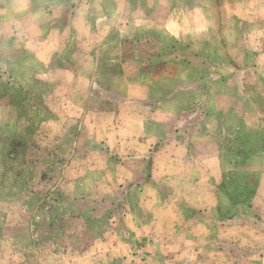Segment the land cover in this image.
<instances>
[{
  "label": "rangeland",
  "instance_id": "1",
  "mask_svg": "<svg viewBox=\"0 0 264 264\" xmlns=\"http://www.w3.org/2000/svg\"><path fill=\"white\" fill-rule=\"evenodd\" d=\"M259 4L0 0V264H160L167 251L208 243L199 233L215 226L196 223L182 226L197 240L166 242L172 212L142 227L163 235L159 244L128 227L148 221L140 206L152 205L150 190L126 195L152 178L157 146L146 138L174 128L206 130L201 155L222 159L207 162L201 197L193 187L182 197L201 208L184 219L235 220L224 232L232 264H264Z\"/></svg>",
  "mask_w": 264,
  "mask_h": 264
},
{
  "label": "crops",
  "instance_id": "2",
  "mask_svg": "<svg viewBox=\"0 0 264 264\" xmlns=\"http://www.w3.org/2000/svg\"><path fill=\"white\" fill-rule=\"evenodd\" d=\"M258 1L260 3L259 6H264V0ZM202 7L203 6L201 4L200 9ZM178 129L179 128L173 129L171 137L169 139L146 138V143L157 146L156 149H153V152L151 153L153 161L152 178L146 185H144L143 183H146L147 181H144L142 179L139 182L137 181L134 185L128 184V186H132V188L126 191V195H128V193H130L133 189L136 195L147 198L144 193L150 190L152 198H148L150 199V201L148 202L152 203V205H146V207L140 206V209L142 210L141 215L142 213H149L147 216L148 221H144L141 217H139V219H137L136 217H130L132 220L130 219L128 227L135 233L138 239L143 240L147 238L150 240H154L155 243H158V241L160 242V240H164L163 235H166V242H169L170 240L174 241L180 237L183 240H197L194 239V236L192 235L193 232L185 233V227L182 226V224L196 223L199 224V226L214 225L215 227L213 228V236L210 237L209 234L199 233L198 239H201L202 235H206L207 240L209 239L208 243L205 242V244L198 250L181 248L177 251H167L164 256H162L160 264H204L207 261V257L212 260L210 261V264H216L219 257L225 258V260L227 261L225 264H232L233 254L238 255V253L234 252L233 250L229 251L228 248H226L228 242L224 237L226 235L224 232L226 230L233 231V228H229L228 226L229 224L231 226L238 225L237 223H235V220L228 219L227 221L222 222L219 219H197L196 216H191L192 219L185 220L183 216V210L186 209H193L200 213L201 210L198 209L201 208L198 207V205H194L191 201L187 202L182 197L185 194L191 193V191L188 190L191 187H193L194 191L199 194V197H201V195L205 193L204 189H200V185H202V182H204L208 176L209 170L207 162H221V154L220 152H216L215 155H208V158L201 155L200 142L205 143L207 140H203V138H208L209 134V132H207L206 130L200 129L194 132L187 128V132L184 129H182V132ZM197 141L198 144L196 146ZM215 144L216 146H219L218 141H216ZM194 149L196 150L195 154ZM144 162L145 160L142 159V161L139 163L144 164ZM135 177V173L134 175H130V178ZM208 191L212 192L211 197L214 200L215 205L217 206L218 198L216 196V185L212 186V189ZM215 208V206L214 208H208V211L211 212ZM169 212H172L173 218L170 221L166 222V225L171 226L170 229H168L166 232H163L166 234L160 236L156 231L152 234L142 233V227L144 226L147 227V225L151 226L153 224H158L159 226L160 224H162L161 220L164 215L167 216V219H169ZM139 226H141L140 229ZM181 226L182 229H180ZM175 230L178 232L176 233ZM231 237L228 239H231ZM236 237L237 236H234V239L237 240ZM243 251L247 255L246 250ZM150 252H154L153 255L156 262V260H158L157 258L160 257V254L158 253L159 251ZM176 252L177 254H175ZM190 258H193L196 261H192ZM151 262L152 264H155L154 261L151 260ZM234 262L236 264V260ZM244 263L245 260L239 261V264Z\"/></svg>",
  "mask_w": 264,
  "mask_h": 264
}]
</instances>
